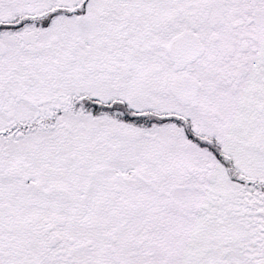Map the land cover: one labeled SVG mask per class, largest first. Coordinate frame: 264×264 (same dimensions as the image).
I'll return each instance as SVG.
<instances>
[{"label":"snow or ice","instance_id":"1","mask_svg":"<svg viewBox=\"0 0 264 264\" xmlns=\"http://www.w3.org/2000/svg\"><path fill=\"white\" fill-rule=\"evenodd\" d=\"M0 264H264V0H0Z\"/></svg>","mask_w":264,"mask_h":264}]
</instances>
